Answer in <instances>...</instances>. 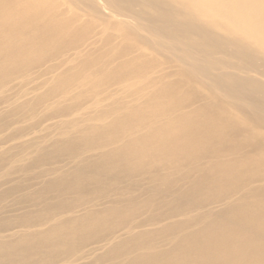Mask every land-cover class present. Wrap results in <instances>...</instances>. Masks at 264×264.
Listing matches in <instances>:
<instances>
[{"label":"bare ground","instance_id":"6f19581e","mask_svg":"<svg viewBox=\"0 0 264 264\" xmlns=\"http://www.w3.org/2000/svg\"><path fill=\"white\" fill-rule=\"evenodd\" d=\"M0 264H264V0H0Z\"/></svg>","mask_w":264,"mask_h":264}]
</instances>
